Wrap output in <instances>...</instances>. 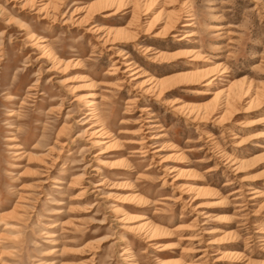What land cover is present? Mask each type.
<instances>
[{"label":"rangeland","instance_id":"1","mask_svg":"<svg viewBox=\"0 0 264 264\" xmlns=\"http://www.w3.org/2000/svg\"><path fill=\"white\" fill-rule=\"evenodd\" d=\"M0 264H264V0H0Z\"/></svg>","mask_w":264,"mask_h":264}]
</instances>
